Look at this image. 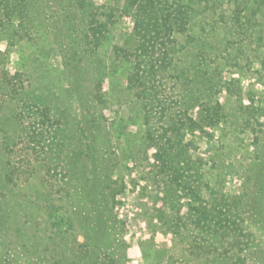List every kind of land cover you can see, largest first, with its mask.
<instances>
[{
  "label": "trees",
  "instance_id": "trees-1",
  "mask_svg": "<svg viewBox=\"0 0 264 264\" xmlns=\"http://www.w3.org/2000/svg\"><path fill=\"white\" fill-rule=\"evenodd\" d=\"M17 1L1 0V11L6 17L2 18L5 31L0 29V35H3L0 40L5 41L7 49L12 43L32 42L34 55L44 59L46 51L39 47L36 34L40 30L44 33L53 31L52 27L57 23L52 17L48 19L46 13L43 17L31 16L35 11L34 5L43 0ZM55 1V7L63 18L56 30H65L68 35L73 31L78 32V39L76 36L75 40L73 36L70 39L75 59L87 63L82 72L93 63L94 57L97 59L98 51L108 45L106 50L111 64L107 69L103 68L101 74L98 70L99 79L103 81L104 77L108 78L111 93L113 89L117 90L115 81L123 83L117 95H122L126 103L133 107L141 104L139 111L143 112L142 122L137 124L138 113L134 109L130 117L139 128L136 133L138 138L142 133L140 141L143 147H156L155 157L161 165L152 181L161 192L162 201L173 209L179 199H184L186 219L191 221L195 229L207 235L208 224L214 220L218 223L228 214L238 215L244 211L254 223L263 225L264 148L261 147V151L257 149L256 157L249 166L247 191L229 203L222 188L219 189L223 167L220 156L216 155L217 160L214 157L208 160L213 135L207 134L204 129L214 130L223 122L226 123L225 103H236L239 99L241 76H228L222 83L220 72L223 68L231 67L230 63L233 62L243 75L245 67L257 63L259 80L252 85L249 95L255 91V86L264 84L261 82L264 79V0H128L122 13H132V31L125 38L124 35L117 37L112 46L108 31L111 23H102L98 18L104 16L109 20L113 13L111 8L96 7L90 0ZM8 5L10 10L7 9ZM6 30L10 31L9 34ZM239 62L243 66H239ZM72 70L63 71L62 74H69L68 87L73 89L76 81L71 80ZM106 70H109L112 80L104 74ZM80 71L77 74H81ZM1 73L3 85H11L7 72ZM168 82L172 83L169 90L164 88ZM256 95L262 96L259 92ZM220 96L224 97V103L219 100ZM204 97L208 103L203 107L199 101ZM40 98L41 107L36 110L44 130L36 137L46 139L50 133L46 129L51 124V109L44 103L49 99L44 95ZM95 98H99V95ZM196 106H200L198 117L193 118L188 112ZM233 108L232 113L241 118L243 115L246 117L242 118L244 127L253 124L250 118L256 114L254 110L260 109L244 106L240 100ZM90 121V128L100 129L99 118L92 117ZM66 138L69 141L67 148H63L62 142L55 138L51 144L58 142L57 150L54 149L56 157L59 161L66 159L78 188L74 194L64 186L60 188V200L65 202L67 208H58L52 203V195H46L42 223L50 233L46 246L52 249L48 248V251L55 253L51 256L59 258V264L66 260L65 249L61 250L53 240L59 238L60 243L68 247L63 244V236L75 229L76 220L79 222L80 218L83 245L74 248V257L79 260L76 264H124V250L120 242L123 224L117 220L114 212L118 196L123 191L121 163L117 161L114 151L100 152L98 159L86 172L88 163L96 157V151L80 143L72 134H67ZM200 143L204 144L207 153L205 160L195 155ZM126 152L127 162L136 163L139 159L138 150L135 154L129 149ZM86 174L96 177L93 186L88 187L89 177ZM77 212L81 214L74 217ZM159 217L166 222L164 215L159 214ZM237 222L238 218H235L231 224L237 225ZM250 255H254L256 264H264V253L256 255L251 252ZM5 263L17 264L9 259Z\"/></svg>",
  "mask_w": 264,
  "mask_h": 264
},
{
  "label": "rangeland",
  "instance_id": "rangeland-1",
  "mask_svg": "<svg viewBox=\"0 0 264 264\" xmlns=\"http://www.w3.org/2000/svg\"><path fill=\"white\" fill-rule=\"evenodd\" d=\"M90 1L96 7L106 6L113 10L109 20L104 16L98 17L102 23H111L108 30L112 37L110 46L116 43L114 41L117 37L124 35L125 38L130 34L134 18L131 12L122 13L128 0ZM56 4L55 0H43L34 5L35 11L31 15L43 17L46 13L48 19L52 17L57 23L52 27L53 31L44 33L40 30L36 34L39 47L46 51L44 59L34 55L32 42L12 43L7 49L5 41L0 40V77L1 72L5 71L7 79L12 81L7 86L3 85L0 78V264H6V259L16 261L17 264H59V258L51 256L55 253L48 251V248L52 249L46 246L50 233L42 222L47 194L52 195L55 206L67 208L65 202L60 200V188L64 186L72 194L78 188L66 159L59 161L56 157L54 149L57 150L58 142L51 144L55 138L62 142L63 148H67V134L74 135L80 143L96 151V157L90 160L86 172L98 159L100 152L114 151L117 161L122 164L123 191L118 196V203L115 199L114 212L117 220L123 224L120 242L124 250V264H256V258L250 253H264V224L254 223L245 211L238 215L228 214L218 223L214 220L208 224L207 235L195 229L191 221L186 219L184 199H179L173 209L162 201V194L152 181L161 165L155 157L156 147H143L140 141L142 133L138 138L136 133L139 128L130 117L134 109L138 113L137 124L142 122L143 112L139 111L141 104L133 107L126 103L122 95H117L123 83L115 81L117 90L113 89L111 93L108 78H103L106 81L99 79L101 76L98 70L101 74L111 64L106 50L108 45L98 51L97 59L94 57L93 63L82 72L87 63L75 59L70 39V36L74 40L75 36L78 39V32L73 31L68 35L65 30H56L63 21ZM1 9L0 0V29L5 31L2 18L6 16ZM7 9L10 10L9 5ZM6 32L9 34L10 31ZM76 63H80V67ZM230 64L231 67L221 70L220 82L223 83L228 76H241L238 100L244 106L251 105L260 109L254 110L256 114L250 118L253 124L244 127L242 118L246 117L243 115L241 118L231 111L238 100L236 103L226 102L224 109L227 122L214 130L207 127L204 129L207 134L213 135L208 160L212 157L217 160L216 155L220 156L223 167L219 189L222 188L229 203L247 191L249 166L256 157L257 149L264 148V84L255 86V91L249 95L252 85L259 80V66L256 63L252 67H245L241 75L234 63ZM239 66H243V63L239 62ZM71 68L74 73L71 74V80L76 81L73 89L68 87L69 74H62ZM79 71L82 73L77 74ZM105 72L110 77L109 70ZM261 82L264 83V79ZM171 86L172 83L168 82L164 88L169 90ZM256 92L262 96L256 95ZM43 95L49 99L44 103L51 109V124L46 129L50 133L46 139H38L36 134L44 129L36 109L41 107L39 100ZM96 95L99 98L96 99ZM223 98L220 96L219 100L224 103ZM207 103L205 97L199 101L203 107ZM199 107H194L188 115L197 118ZM92 117L99 118V130L90 128ZM198 147L196 157L205 160L207 153L204 144L200 143ZM126 149L134 154L138 150L139 159L136 163L127 162ZM86 176L89 177L88 187L93 186L96 177H92V174ZM78 214L81 213H75L74 217ZM159 214L164 215L165 223L160 220ZM235 218H238L237 225L231 224ZM81 226L82 220L79 218L75 229L63 236V244L68 247H64L59 238H54L53 243L58 244L61 250L65 249L67 256V263L65 260L60 264H76L79 261L74 257V248L83 245ZM235 227L237 229L234 230Z\"/></svg>",
  "mask_w": 264,
  "mask_h": 264
}]
</instances>
